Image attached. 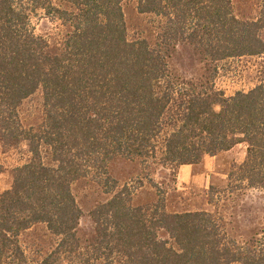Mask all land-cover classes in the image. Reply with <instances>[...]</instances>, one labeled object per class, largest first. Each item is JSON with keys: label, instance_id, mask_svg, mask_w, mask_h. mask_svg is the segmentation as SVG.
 <instances>
[{"label": "trees", "instance_id": "obj_1", "mask_svg": "<svg viewBox=\"0 0 264 264\" xmlns=\"http://www.w3.org/2000/svg\"><path fill=\"white\" fill-rule=\"evenodd\" d=\"M126 2L159 21L154 44L128 40ZM257 9L242 20L232 0H0V147L26 148L0 194V264H264L263 243H237L212 213H169L158 195L138 205V187L108 174L115 159L175 172L243 144L228 185L264 190V68L227 97L169 64L180 44L211 66L263 59L264 0ZM42 18L67 29L55 49L36 34ZM36 93L41 120L25 127L19 110ZM88 177L109 198L82 241L72 186ZM39 225L46 251L21 242Z\"/></svg>", "mask_w": 264, "mask_h": 264}, {"label": "rangeland", "instance_id": "obj_2", "mask_svg": "<svg viewBox=\"0 0 264 264\" xmlns=\"http://www.w3.org/2000/svg\"><path fill=\"white\" fill-rule=\"evenodd\" d=\"M232 5L239 19L252 20L257 16V0H232ZM122 12L128 40L145 39L150 44L155 43L159 32V21L156 18L138 14L135 2L124 3ZM66 33L67 29L46 18L36 21V34L45 39L51 49L57 48ZM169 64L174 75L198 86L213 85L228 97L237 91L249 90L259 81L258 72L264 68V58H243L211 66L202 61L192 48L180 44L172 52ZM19 112L25 127L38 124L42 113L40 93L24 102ZM21 149V152L19 149L5 151L0 147V194L11 186L12 168L23 159V151L26 150L24 146ZM244 158L245 146L239 144L218 158L217 173L210 181L187 186L178 185L177 170L173 172L160 166L141 167L137 162L122 159L110 163L108 174L120 185L129 183L138 187L135 196L138 205L155 202L158 195L164 198L169 213H212L220 219L229 237L237 243L258 240L264 245V190L236 192L228 185V173L234 166L242 164ZM72 193L83 213L77 235L82 241L90 240L94 236V227L88 214L93 207L109 197L102 193L91 177L73 184ZM49 240L45 227L41 225L33 227L21 237V242L32 250L41 248L46 251Z\"/></svg>", "mask_w": 264, "mask_h": 264}, {"label": "crops", "instance_id": "obj_3", "mask_svg": "<svg viewBox=\"0 0 264 264\" xmlns=\"http://www.w3.org/2000/svg\"><path fill=\"white\" fill-rule=\"evenodd\" d=\"M231 150L222 154L226 155L231 152ZM222 154L215 157L206 156L199 165L181 166L177 171L178 185L187 186L199 183L200 181H210L213 175L217 173L218 158L221 157Z\"/></svg>", "mask_w": 264, "mask_h": 264}]
</instances>
